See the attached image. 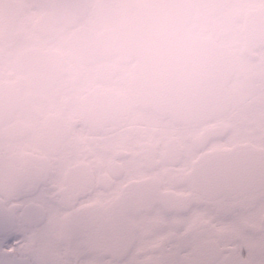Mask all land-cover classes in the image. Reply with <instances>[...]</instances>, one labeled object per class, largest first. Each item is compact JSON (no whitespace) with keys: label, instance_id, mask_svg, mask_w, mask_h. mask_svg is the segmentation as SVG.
<instances>
[{"label":"flooded vegetation","instance_id":"1","mask_svg":"<svg viewBox=\"0 0 264 264\" xmlns=\"http://www.w3.org/2000/svg\"><path fill=\"white\" fill-rule=\"evenodd\" d=\"M182 1L187 37L234 64L224 112L196 124L138 106L104 0H0V194L42 196L38 257L264 264V0Z\"/></svg>","mask_w":264,"mask_h":264},{"label":"water","instance_id":"2","mask_svg":"<svg viewBox=\"0 0 264 264\" xmlns=\"http://www.w3.org/2000/svg\"><path fill=\"white\" fill-rule=\"evenodd\" d=\"M154 2L157 0H104L102 5L112 13L105 16L106 52L136 61L131 89L140 108L178 124H196L219 116L227 106L224 88L234 67L232 58L214 45L187 37L191 9L182 0H158L164 4L162 13L146 23ZM164 47L169 48V54H151L153 49ZM152 58L160 61L155 64Z\"/></svg>","mask_w":264,"mask_h":264},{"label":"snow or ice","instance_id":"3","mask_svg":"<svg viewBox=\"0 0 264 264\" xmlns=\"http://www.w3.org/2000/svg\"><path fill=\"white\" fill-rule=\"evenodd\" d=\"M152 8L153 12L146 16V23L162 13L164 4L157 0ZM28 182L21 180L0 194V264H87V255L83 253L75 259L66 253L64 259L56 262L35 254L34 235L44 224L46 213L40 207L42 196L30 195L25 190ZM12 200L18 203L13 206L10 204ZM10 250L12 254L8 255Z\"/></svg>","mask_w":264,"mask_h":264}]
</instances>
